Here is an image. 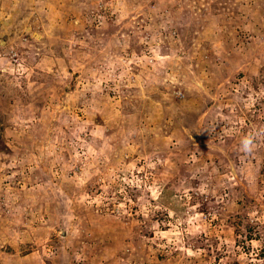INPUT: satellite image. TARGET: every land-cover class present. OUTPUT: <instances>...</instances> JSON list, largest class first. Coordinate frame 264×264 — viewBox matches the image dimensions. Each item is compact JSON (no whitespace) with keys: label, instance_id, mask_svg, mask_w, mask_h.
<instances>
[{"label":"rangeland","instance_id":"obj_1","mask_svg":"<svg viewBox=\"0 0 264 264\" xmlns=\"http://www.w3.org/2000/svg\"><path fill=\"white\" fill-rule=\"evenodd\" d=\"M0 264H264V0H0Z\"/></svg>","mask_w":264,"mask_h":264}]
</instances>
